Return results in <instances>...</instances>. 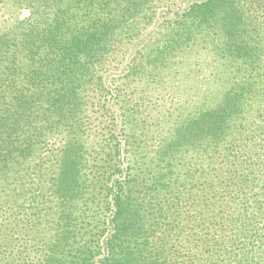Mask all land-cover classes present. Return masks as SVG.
Here are the masks:
<instances>
[{
  "label": "trees",
  "instance_id": "trees-1",
  "mask_svg": "<svg viewBox=\"0 0 264 264\" xmlns=\"http://www.w3.org/2000/svg\"><path fill=\"white\" fill-rule=\"evenodd\" d=\"M155 1L0 0V264H264V0L161 13L128 85L207 37L233 77L141 152L109 77Z\"/></svg>",
  "mask_w": 264,
  "mask_h": 264
},
{
  "label": "rangeland",
  "instance_id": "rangeland-1",
  "mask_svg": "<svg viewBox=\"0 0 264 264\" xmlns=\"http://www.w3.org/2000/svg\"><path fill=\"white\" fill-rule=\"evenodd\" d=\"M184 1L156 0L152 9L132 27V31L123 40V50L121 43V52L112 61V65L117 67L110 72L109 77L115 85L112 87V95L115 94L121 106L132 112L130 117L131 114L126 111L127 118L124 122L128 124L123 128L130 133L129 123L131 120L135 122L136 134L142 140L140 146L146 145L141 152L147 151V146L152 148L155 145V139L153 144L151 139L163 134L162 127L164 128L166 122L193 114L205 105H210V100L216 96L218 90L227 88L225 85L229 77H233L223 75L226 74L223 66L226 62L216 54L213 39L207 37L196 40L168 60L162 69L164 74L157 79L149 80L142 76L128 85L124 77V68L128 60L135 55L137 57L139 54L147 53L153 47V40L162 38L167 33L168 29L164 31L163 26H166L168 21L161 13L164 11V14H168L167 9L175 10L183 5ZM156 14L161 15L159 20L153 19ZM225 66L231 69V65ZM231 83L229 82V85ZM106 94L94 99L95 110L101 109L107 99H110V94L107 97ZM128 97L132 102L130 107L121 102ZM109 122V120L105 122L106 127L109 126Z\"/></svg>",
  "mask_w": 264,
  "mask_h": 264
}]
</instances>
